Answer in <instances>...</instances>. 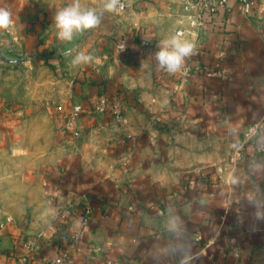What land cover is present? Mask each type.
Segmentation results:
<instances>
[{
    "label": "crops",
    "instance_id": "crops-1",
    "mask_svg": "<svg viewBox=\"0 0 264 264\" xmlns=\"http://www.w3.org/2000/svg\"><path fill=\"white\" fill-rule=\"evenodd\" d=\"M161 1L163 17L145 23L105 13L96 39H115L114 49L78 76L65 104L83 106L79 136L54 115L51 157L37 154L34 165L44 200L0 227V264L16 262L34 239L32 264L64 248L72 254L64 264H264V222L255 218L264 210V156L244 142L257 122L264 142V0L250 16L232 2L208 17L198 41L184 38L195 49L176 73L153 55L179 29L181 0ZM216 65L223 76L209 77ZM101 95L122 102L126 123L97 113ZM12 123L0 115V129Z\"/></svg>",
    "mask_w": 264,
    "mask_h": 264
},
{
    "label": "rangeland",
    "instance_id": "rangeland-1",
    "mask_svg": "<svg viewBox=\"0 0 264 264\" xmlns=\"http://www.w3.org/2000/svg\"><path fill=\"white\" fill-rule=\"evenodd\" d=\"M23 1L21 11L8 10L13 21L11 27L0 30V50L15 59L25 58L14 65L0 62V115L13 118L10 126L0 129L1 228L11 219L27 217L29 207L43 202L45 189L35 188L34 179L39 174L34 165L40 157H36L37 154L44 159L51 157L56 107L66 104L74 82L87 67L103 65L99 56L111 52L115 40L99 42L96 39L103 35L100 32L106 13L101 14L103 0H81L83 8L95 9L101 15V23L83 33L71 55H63L79 34L70 43L60 41L53 16L56 9L67 6L70 0ZM162 2L134 0L125 12L111 15L115 16L114 20L124 19L121 22L126 25L133 19L145 23L148 19L163 17ZM8 3L9 0H0V8ZM80 51L90 54L93 60L73 67L70 62ZM30 200L35 205L30 204Z\"/></svg>",
    "mask_w": 264,
    "mask_h": 264
},
{
    "label": "built area",
    "instance_id": "built-area-1",
    "mask_svg": "<svg viewBox=\"0 0 264 264\" xmlns=\"http://www.w3.org/2000/svg\"><path fill=\"white\" fill-rule=\"evenodd\" d=\"M134 0H124L125 8L123 13L127 10L129 5ZM237 2L240 4L242 12L245 16H250L255 7L256 0H181V10H182V20L180 22V27L176 31L183 33L185 37H192L198 41L205 31L207 18L217 13L220 9H225L229 6L230 3ZM153 43L149 40L142 42V46L145 48L152 47ZM118 49L125 52L127 50V43L125 40H122L118 44ZM187 72H190V68L186 67ZM206 74L209 77H222L223 72L220 69V65H216L212 68L205 69ZM122 102L118 99H112L107 95H101L100 99L96 106L97 113L106 114L109 112L113 118L119 123H126V117L123 110ZM58 117L62 121V129L67 136L71 138H76L79 136V119L83 113V106L81 103H75L69 108L66 105H59L56 107ZM261 123L257 122L250 125L244 132V142L252 143L255 142L256 145V154L259 156H264V142L259 141L261 137ZM236 159L241 158V152H237L235 155ZM90 212L88 213V217ZM88 217L86 221L88 220ZM12 222V219L9 220ZM40 236H38L39 238ZM23 247L26 250V253L23 256H20L16 262L12 264H32V255L36 251L37 239L26 240L23 243ZM72 254L69 248H64L61 254L55 257L52 260L46 261V264H64L66 262L71 263ZM107 264H121L118 261H109Z\"/></svg>",
    "mask_w": 264,
    "mask_h": 264
},
{
    "label": "clouds",
    "instance_id": "clouds-1",
    "mask_svg": "<svg viewBox=\"0 0 264 264\" xmlns=\"http://www.w3.org/2000/svg\"><path fill=\"white\" fill-rule=\"evenodd\" d=\"M125 8L124 0H103V12L119 13ZM53 25L57 29V36L62 42H72L77 34L94 29L101 23V15L95 9H85L81 0H70L67 6L56 9L53 16ZM13 24L11 13L0 8V30H8ZM52 25V26H53ZM195 44L184 39V34L177 32L171 37L159 41L158 51L153 55L158 61V66L169 72H179L184 65L185 58L194 53ZM71 55V51L66 53ZM93 60L90 54L80 51L73 56L71 65L73 67L88 64ZM255 218L258 222H264V210H257ZM181 264H186L182 261Z\"/></svg>",
    "mask_w": 264,
    "mask_h": 264
},
{
    "label": "water",
    "instance_id": "water-1",
    "mask_svg": "<svg viewBox=\"0 0 264 264\" xmlns=\"http://www.w3.org/2000/svg\"><path fill=\"white\" fill-rule=\"evenodd\" d=\"M82 36L83 34H79L76 40L66 50H64L62 54L66 55V53H68L69 51L73 52V50L76 48L78 43L81 41ZM24 60L25 58L15 59V58L9 57L2 50H0V62H3L5 64L14 65V64H20Z\"/></svg>",
    "mask_w": 264,
    "mask_h": 264
}]
</instances>
